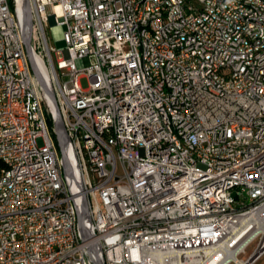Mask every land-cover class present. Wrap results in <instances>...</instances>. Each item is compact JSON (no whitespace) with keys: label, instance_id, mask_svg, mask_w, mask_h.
<instances>
[{"label":"built area","instance_id":"obj_1","mask_svg":"<svg viewBox=\"0 0 264 264\" xmlns=\"http://www.w3.org/2000/svg\"><path fill=\"white\" fill-rule=\"evenodd\" d=\"M204 1L209 11L183 0H29L33 56L74 156L69 178L54 109L22 42L24 0H0V155L13 161V171L0 165V264H94L90 246L102 264H188L192 250L207 264L256 231L264 217V32L256 31L264 6ZM47 24L64 27V50L50 46ZM136 34L151 47L148 73L139 71ZM169 125L183 145L170 141ZM82 195L89 242L77 225ZM261 243L248 259L264 255Z\"/></svg>","mask_w":264,"mask_h":264},{"label":"bare ground","instance_id":"obj_2","mask_svg":"<svg viewBox=\"0 0 264 264\" xmlns=\"http://www.w3.org/2000/svg\"><path fill=\"white\" fill-rule=\"evenodd\" d=\"M191 5V11H209V4L204 0H183ZM256 3H261L264 6V0H251ZM261 19H264V11H261ZM256 31L264 32V22H256ZM136 46L138 47V63H139V71L140 73H148L150 70V54L151 47L146 41L144 34H136ZM238 51H245V44H238ZM35 62L40 72L42 73L45 80H47V73L42 65L41 61L35 57ZM254 60V52L245 53V61ZM149 92L150 93H158L157 83H149ZM175 104H167L166 105V113H174ZM169 133H170V141L174 142V145H183V138L180 133H178L177 125H169ZM259 148H264V139H259ZM65 153L71 163V166L75 170L74 156L69 147L65 148ZM0 165H2L5 171H13V161L10 156H1L0 155ZM252 218L256 219L255 216ZM249 219V218H247ZM246 219V220H247ZM257 229L256 231L250 233L247 237H245L241 242L237 243L235 248L231 250L222 249L221 258L223 260L220 261V257H216L207 264H226L228 262H234V264H246L245 261H241L238 259V255L245 247L246 243L250 240H253L256 236L262 235V245L264 244V217L257 219ZM225 253V257L223 255ZM209 254V253H208ZM207 254V255H208ZM217 255V254H216ZM215 255V256H216ZM261 255L258 260L262 257ZM168 264H175V262H168ZM188 264H201V252L199 250L188 251Z\"/></svg>","mask_w":264,"mask_h":264},{"label":"water","instance_id":"obj_3","mask_svg":"<svg viewBox=\"0 0 264 264\" xmlns=\"http://www.w3.org/2000/svg\"><path fill=\"white\" fill-rule=\"evenodd\" d=\"M32 15L29 0H24L23 5V31H22V42L25 48L27 61L32 75L34 76L36 82L45 93L49 99L53 109H54V121H53V135L56 143V147L59 153V158L61 162V168L64 175L69 178H73V169L71 163L65 153V142L67 138L66 129L63 124L61 112L57 104L56 98L52 90L47 85L43 75L41 74L39 68L36 65L32 47ZM234 196V195H233ZM87 214V198L85 195H82V204L80 211L77 212V225L83 242H89L92 240V234L87 229L85 225V216ZM87 252L89 255H92L95 259L94 264H102L98 251L95 246L87 247ZM257 254L252 255L246 262L250 264L257 259Z\"/></svg>","mask_w":264,"mask_h":264},{"label":"rangeland","instance_id":"obj_4","mask_svg":"<svg viewBox=\"0 0 264 264\" xmlns=\"http://www.w3.org/2000/svg\"><path fill=\"white\" fill-rule=\"evenodd\" d=\"M64 27L59 25H52L50 27L49 24L46 25V32L49 39V44L56 50H64L65 45L63 42V35H64ZM75 66L78 70L83 68V62L81 60L75 61ZM80 86L85 89L88 86V82L85 78L80 80ZM263 240L262 237H258L255 241L252 242L246 249L244 254L238 255V259L241 261H246L248 257L252 254L256 246ZM233 264V263H231ZM253 264H264V255Z\"/></svg>","mask_w":264,"mask_h":264}]
</instances>
